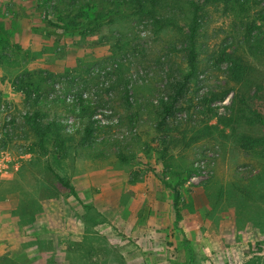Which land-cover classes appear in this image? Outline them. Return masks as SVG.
<instances>
[{
	"label": "rangeland",
	"instance_id": "1",
	"mask_svg": "<svg viewBox=\"0 0 264 264\" xmlns=\"http://www.w3.org/2000/svg\"><path fill=\"white\" fill-rule=\"evenodd\" d=\"M190 1L161 0L159 14L177 25L157 30L143 15L122 14L124 0H0V42L10 43L0 45V264H186L185 237L194 264H264V155L242 149L227 125L238 89L264 119V0L202 5L198 68L162 128L155 111L189 72ZM87 4L105 17L99 25L85 26ZM63 15L78 32L50 25ZM247 24L253 50L242 48ZM235 49L252 68L245 86L218 60ZM21 79L41 82L39 104L85 137L70 155L29 151L35 136L24 115L37 96L24 95ZM237 132L264 138V123ZM182 167L192 175L177 220L165 182Z\"/></svg>",
	"mask_w": 264,
	"mask_h": 264
},
{
	"label": "trees",
	"instance_id": "2",
	"mask_svg": "<svg viewBox=\"0 0 264 264\" xmlns=\"http://www.w3.org/2000/svg\"><path fill=\"white\" fill-rule=\"evenodd\" d=\"M129 2L128 10L120 11L124 15L130 16H141L143 15L145 18L150 20L153 26L158 29H166L170 27L176 26L175 18L169 16L160 15L158 12V7L161 5V0H124ZM225 1L226 3L233 2V6L237 4L240 7H243V2L240 0H192L190 1V5L192 7V16L190 22L188 24V32L185 34V53H186V62L189 68V72L187 75L183 76L179 79H174L171 84L172 91L170 92V99L166 102L162 103V106L159 110L155 111L157 125L159 127H169L173 119H175L176 113L180 111V103L184 96L189 92V86L191 83V79L194 76L195 72L198 68V63L200 59V54L198 50V35L202 27V16L201 12L203 10V6L206 2H220ZM175 6V3L173 4ZM167 6H171V4L167 3ZM90 5H86V8L79 14L82 17L87 19L86 27L99 25L102 21L105 20V17L98 15L96 17L91 16L90 14ZM77 16V17H80ZM112 16V15H111ZM107 17V16H106ZM48 19V18H47ZM50 25L55 26L61 30H63L62 34L68 33H76L79 31L80 23L74 18L70 19L68 15H63L60 17V22L55 23L49 20ZM251 24L256 25V20H253ZM245 33V40L243 41L244 47L249 50L255 49L254 46H251V42L253 41L254 34L250 24H247ZM52 34H58V32L54 31ZM60 35V34H58ZM1 41V40H0ZM4 48L10 45L8 41L0 42V45ZM2 47V48H3ZM238 49H235L230 52L222 51L218 60L224 62H228L229 67L226 72L229 79L238 86L248 85L250 82V76L252 73L251 66L247 63V60L242 54L237 53ZM2 59V55L0 54V61ZM24 95L30 99L31 94H35L37 96L36 100V108H31L24 115L25 126L28 130L35 136L34 142L31 147H29V151H33L34 147H38V149L43 152V154H48L54 151V154H59L63 150L64 155H70L69 149L77 147V142L81 143L86 141L85 137H81V140L77 139V136L74 135L73 130H67L65 127V122L59 117H50L47 112L43 109V105H40L41 99L43 97V88L41 82L37 81H27L25 79L20 80ZM230 90H227L222 94L221 99L226 97L229 94ZM206 102H212V100L207 97L204 98ZM254 97L247 95L243 90H239L236 92V96L233 100L232 111L234 113L233 117L230 119V122L227 123L228 126L232 127V131L236 133L237 139L236 142L239 146L249 153H259L264 155V138L256 137L250 132H237L238 128H242L243 126L252 127L257 122L264 123L263 115L258 113L257 109L253 107ZM238 103V104H237ZM213 112V116H217V112L211 109ZM86 135L91 136L94 133V130L91 126H87L85 129ZM60 155V154H59ZM129 155H125L124 153H120L118 155L121 159H126ZM169 161V159H168ZM169 163V162H168ZM171 166V163H169ZM167 172L171 175V181L165 182L168 187H170L173 191V199H174V207L176 209L177 220L180 218V200L181 193L180 187L184 184V182L192 175V170L187 168L179 169H170ZM56 178L60 180L64 186L69 187L72 192L75 193L74 187L64 177L55 173ZM184 253L186 258V264H194L195 258L193 254V249L191 247L190 240L186 237L184 238Z\"/></svg>",
	"mask_w": 264,
	"mask_h": 264
}]
</instances>
